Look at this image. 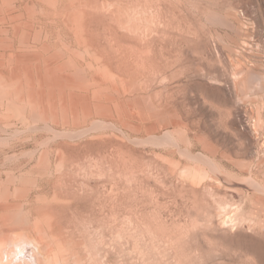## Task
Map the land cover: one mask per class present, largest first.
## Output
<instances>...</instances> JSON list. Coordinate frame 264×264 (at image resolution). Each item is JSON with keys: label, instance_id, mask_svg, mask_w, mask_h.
Here are the masks:
<instances>
[{"label": "rangeland", "instance_id": "374dc122", "mask_svg": "<svg viewBox=\"0 0 264 264\" xmlns=\"http://www.w3.org/2000/svg\"><path fill=\"white\" fill-rule=\"evenodd\" d=\"M15 1L0 78L52 85L0 108L2 263L264 264V0Z\"/></svg>", "mask_w": 264, "mask_h": 264}, {"label": "bare ground", "instance_id": "6f19581e", "mask_svg": "<svg viewBox=\"0 0 264 264\" xmlns=\"http://www.w3.org/2000/svg\"><path fill=\"white\" fill-rule=\"evenodd\" d=\"M13 1V0H12ZM11 0H0V4L1 6L7 5V4H11L13 3ZM17 1V0H16ZM15 1V2H16ZM0 6V7H1ZM4 8V7H3ZM16 10V9H15ZM19 10V9H18ZM10 12V11H9ZM13 12V11H12ZM6 17V16H5ZM4 18V17H3ZM5 19V18H4ZM3 22H5L3 20ZM17 28V27H16ZM5 43V42H4ZM21 53V52H20ZM8 56V55H7ZM49 59L51 56H48ZM54 57V58H53ZM59 57V56H58ZM16 60H15V66L11 69V78L7 81L6 78H4L3 76L0 78V108L2 109L3 107H5V109L10 108L11 112L16 116L17 119L22 117V110L20 105L23 103H19L20 101H22L23 99H25L26 101H28L31 106L32 104H34L36 102V98H37V92L38 89L43 88L44 86H46L49 83V78H48V74L50 73V70L48 68L42 69L40 67V65L38 64L37 60L32 57H30L27 62H24L22 64V61L19 58V55L15 56ZM45 57H43L44 60ZM53 59H55V55L52 56ZM51 58V59H52ZM13 59V58H12ZM11 59V60H12ZM48 59V61H50ZM64 59V58H63ZM45 61V60H44ZM47 61V60H46ZM53 61V60H51ZM57 62V61H56ZM14 64V63H13ZM11 64V65H13ZM65 64V63H64ZM64 64H61V66L64 67V69H66L67 67L64 66ZM9 65V64H8ZM25 65L26 66V70L22 71L23 69L22 66ZM46 65V64H45ZM44 65V66H45ZM70 65V64H69ZM72 66V65H71ZM58 68V67H57ZM67 70V69H66ZM57 73V72H56ZM32 79V81L30 82V80ZM52 79V78H51ZM85 81V80H84ZM71 82V81H70ZM71 83H76V86L78 84H82V81L77 78L74 79ZM85 84V83H84ZM48 85H52L51 83ZM87 85V84H86ZM83 86V85H82ZM85 86V85H84ZM79 87V86H78ZM53 88V87H52ZM51 89V88H50ZM54 89V88H53ZM52 89V90H53ZM85 89V87H84ZM49 90V89H48ZM57 91V90H56ZM49 92V91H48ZM63 93V92H62ZM65 93V92H64ZM78 93V92H77ZM66 94V93H65ZM44 95V94H43ZM47 96V95H46ZM53 96V95H52ZM51 96V97H52ZM60 96V95H59ZM50 97V96H47ZM55 97V96H54ZM68 97V96H67ZM45 98V97H44ZM70 98V97H69ZM41 99V98H40ZM72 99V98H71ZM74 99V98H73ZM42 100V99H41ZM49 100V99H46ZM60 100V99H59ZM63 100V99H62ZM53 101V100H52ZM42 102V101H41ZM62 102V101H61ZM68 103V102H67ZM77 103V102H75ZM58 104V103H57ZM65 105V103H64ZM63 105V107H64ZM77 106V105H76ZM61 107V106H60ZM66 107V106H65ZM62 108V107H61ZM0 109V111H1ZM4 109V110H5ZM71 109V108H70ZM76 109V107H75ZM84 109V108H82ZM61 110V109H60ZM105 110V109H104ZM107 110V109H106ZM110 110V109H109ZM8 110H5V112ZM62 111V110H61ZM67 111V110H66ZM74 111V110H73ZM83 111V110H81ZM88 111V110H86ZM84 111V112H86ZM4 112V111H3ZM68 112V111H67ZM22 113V114H21ZM65 114V113H64ZM88 114V113H86ZM49 115V113H48ZM47 115V116H48ZM85 115V114H83ZM46 116V115H45ZM50 116V115H49ZM73 117V116H72ZM15 118V119H16ZM53 118V117H52ZM83 118V117H82ZM2 119V118H1ZM23 119V118H22ZM80 119V118H79ZM84 119V118H83ZM44 154V153H43ZM48 154V153H47ZM52 155V153H51ZM44 156V155H43ZM7 159V158H6ZM49 164V163H48ZM22 217V216H21ZM25 218V217H24ZM21 237V236H20ZM19 237V238H20ZM5 238V237H4ZM24 238V236H23ZM1 239V238H0ZM26 239V238H24ZM27 241V240H26ZM1 242V241H0ZM5 242V241H4ZM8 242V241H7ZM32 243H34L33 241H30ZM2 244V243H1ZM0 244V264H3V256L1 254L2 249L5 247L3 245ZM5 245V243H4ZM20 244H18L19 246ZM36 245V244H35ZM41 245V244H38ZM37 246V245H36ZM39 247V246H37ZM38 249V248H37ZM19 257V255H16ZM15 256V257H16ZM19 260L21 259V262L19 264H31L28 262L22 261V258H18ZM29 259V258H28ZM14 258H11V261H9L8 264H16L15 262H13ZM30 260L33 262V264H38V260L37 258H35L34 253L32 254Z\"/></svg>", "mask_w": 264, "mask_h": 264}]
</instances>
